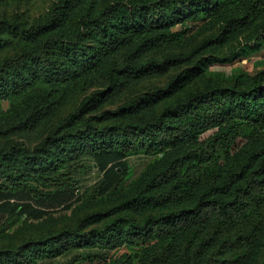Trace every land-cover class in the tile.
I'll use <instances>...</instances> for the list:
<instances>
[{
  "label": "trees",
  "instance_id": "obj_1",
  "mask_svg": "<svg viewBox=\"0 0 264 264\" xmlns=\"http://www.w3.org/2000/svg\"><path fill=\"white\" fill-rule=\"evenodd\" d=\"M199 28L212 30L201 47L247 34L233 56L250 57L264 49V0H56L43 19H0V51L5 33L22 42L0 58V112L14 134H38L73 91L103 78L38 142L0 144V233L24 215L71 208L88 157L103 174L93 193L116 199L73 226L0 249V264H42L72 251L58 264H136L135 247L139 264H264V71L175 96L204 70L194 65L94 112L183 60L136 58ZM134 156L148 163L127 192Z\"/></svg>",
  "mask_w": 264,
  "mask_h": 264
},
{
  "label": "rangeland",
  "instance_id": "obj_2",
  "mask_svg": "<svg viewBox=\"0 0 264 264\" xmlns=\"http://www.w3.org/2000/svg\"><path fill=\"white\" fill-rule=\"evenodd\" d=\"M56 0H3L0 2V19L11 18L14 15H21L23 18L33 22L43 19L51 6ZM107 1V0H102ZM212 30H204L199 28L190 35H188L182 42L172 47H164L155 54L138 57V60H145L150 56L163 57V56H179L183 60L173 64L166 71L161 73H153L142 77L126 89L115 92L107 98L103 99L101 104L94 112H100L106 108H115L126 101H128L135 93L144 90H152L158 87L165 86L173 77L180 71L194 65H200L204 70L184 85L175 96L184 94L187 91L203 88L209 82H232L239 74L255 75L264 71V49L250 57L236 56L234 52L238 50L240 45H243L248 40L247 34H241L228 42L214 43L201 47L204 40ZM6 39L5 47L0 51V58L18 52L22 48V42L19 37L5 33L2 35ZM126 51L116 55L110 62L125 56ZM234 55V56H233ZM209 61H213L212 63ZM103 81L101 77L99 80H91L86 86L73 91L68 101L57 111V113L50 118L39 130L38 134L30 136H18L14 134L5 122L7 112H0V144H9L19 139L26 140L30 145L38 142L44 138L47 132L52 129L65 113L72 110L79 102L86 96L102 89ZM93 112V113H94ZM130 168L128 169L127 176V189H131L134 182L145 170L148 163V158L145 156H134L128 159ZM103 178L102 172L95 165L93 158H85L79 167V173L76 176V181L79 188V198L75 200L71 208L66 207H51L48 209V214L41 219H28L24 215L21 219H16L13 227L0 233V249L15 248L22 242L31 237L45 235L49 232L59 231L67 226L75 225L81 216L105 208H110L116 203V199L111 197L102 198L95 195L93 191L98 186ZM6 217V214L1 215L0 222ZM104 222L101 221L96 225ZM1 225V223H0ZM96 225H90L92 228ZM89 249H81L79 252H86ZM129 249L125 246L118 250L107 251L109 254H121L127 252ZM90 251H100L94 248ZM134 251L138 254L135 256L136 264H139V251L140 247H135ZM75 251L66 255L57 257L55 259H48L43 261L42 264H58L61 261L67 260Z\"/></svg>",
  "mask_w": 264,
  "mask_h": 264
},
{
  "label": "water",
  "instance_id": "obj_3",
  "mask_svg": "<svg viewBox=\"0 0 264 264\" xmlns=\"http://www.w3.org/2000/svg\"><path fill=\"white\" fill-rule=\"evenodd\" d=\"M137 255H138V254L136 253L135 256L137 257Z\"/></svg>",
  "mask_w": 264,
  "mask_h": 264
}]
</instances>
